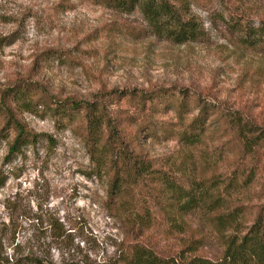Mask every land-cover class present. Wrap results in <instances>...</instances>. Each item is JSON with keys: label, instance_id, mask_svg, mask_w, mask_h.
I'll return each mask as SVG.
<instances>
[{"label": "rangeland", "instance_id": "obj_1", "mask_svg": "<svg viewBox=\"0 0 264 264\" xmlns=\"http://www.w3.org/2000/svg\"><path fill=\"white\" fill-rule=\"evenodd\" d=\"M185 9L197 34L176 42L138 7L124 12L94 0H0V88L29 80L57 98L90 100L102 90L161 84L239 110L263 137L256 179L243 188L222 183L216 207L193 209L181 223L182 237L196 239L195 253L217 261L227 235L241 228L239 220L250 223L264 200V0H186ZM18 118L39 135L9 160L13 133L0 140V264H113L122 240L153 241L162 255L179 245L177 237L152 238L130 227L109 208L107 175L92 169L72 128L48 114ZM144 143L149 156L188 171L194 166L200 175L232 165L209 135L193 146L174 138Z\"/></svg>", "mask_w": 264, "mask_h": 264}, {"label": "trees", "instance_id": "obj_2", "mask_svg": "<svg viewBox=\"0 0 264 264\" xmlns=\"http://www.w3.org/2000/svg\"><path fill=\"white\" fill-rule=\"evenodd\" d=\"M94 1L124 12L138 7L151 26L176 42L194 39L197 34L195 20L185 9L186 0ZM21 112L48 114L56 125L70 127L82 138L92 169L107 175L106 204L130 227L148 231L152 238L180 239L172 253L164 255L152 240H122L113 264H264V200L250 223L239 220L241 228L227 235L217 261L195 253L196 239L181 234L184 215L199 207L205 209L210 202L212 208L217 206V189L222 183L243 188L256 179L263 137L239 110L185 87L114 88L84 100L57 98L37 82L17 80L0 88V140L13 133L7 142L8 160L35 143L39 135L18 118ZM168 112L172 118L163 117ZM204 135L218 141L221 153L230 154L232 165L227 172L217 170L205 176L194 166L188 171L185 164L178 167L173 162L172 167V162L149 156L144 143L174 138L193 146Z\"/></svg>", "mask_w": 264, "mask_h": 264}]
</instances>
